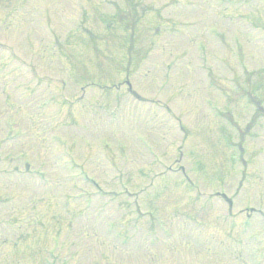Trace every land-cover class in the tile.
<instances>
[{"label":"rangeland","instance_id":"rangeland-1","mask_svg":"<svg viewBox=\"0 0 264 264\" xmlns=\"http://www.w3.org/2000/svg\"><path fill=\"white\" fill-rule=\"evenodd\" d=\"M125 2L0 0V40L25 57L33 44L38 65L0 48V87L25 128L1 149L0 264H264V113L248 101L264 106V31L252 25L264 28V0H133L137 66L126 75L117 70L123 21L106 23ZM63 51L72 62L82 56L79 71L72 63L58 72ZM84 67L100 86L128 77L166 107L124 84L81 90ZM31 73L50 82L22 91ZM59 75L66 88L54 84ZM8 108L1 99L0 112ZM52 133L89 143L53 142ZM80 170L112 195L93 192Z\"/></svg>","mask_w":264,"mask_h":264}]
</instances>
